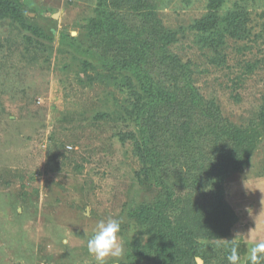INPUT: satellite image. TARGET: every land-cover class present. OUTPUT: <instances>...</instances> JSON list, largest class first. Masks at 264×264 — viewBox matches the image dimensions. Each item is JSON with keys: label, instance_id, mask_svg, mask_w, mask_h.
Returning a JSON list of instances; mask_svg holds the SVG:
<instances>
[{"label": "rangeland", "instance_id": "374dc122", "mask_svg": "<svg viewBox=\"0 0 264 264\" xmlns=\"http://www.w3.org/2000/svg\"><path fill=\"white\" fill-rule=\"evenodd\" d=\"M19 1L44 36L0 17V264H96L87 242L96 225L108 219L120 222L124 248L123 257L108 264H155L151 256H129L128 245L135 239L148 246L152 229L131 219L128 210L163 200L165 191L144 178L132 141L119 139L133 130L127 112L132 95L94 46L98 35L90 33L89 20L97 16V0ZM210 1L153 0L155 17L148 19L177 32L169 50L189 67L186 76L203 101L214 100L226 124L260 131L246 162L222 173L225 199L237 223L227 236L201 241L207 259L216 257L214 264L228 259L229 243L239 264H250L251 249L264 242V0H221L218 15H238L240 27L232 19L235 35L216 31L224 41L220 54L193 28L205 22ZM119 15L130 28L144 24L145 13ZM118 54L127 58L125 51ZM162 62L154 57L148 68L168 85L169 63ZM123 74L137 84L131 71ZM178 142L161 139L168 163L158 177L179 193L184 186L179 170L191 175L195 157L190 158L191 149L176 159ZM137 173L143 177L137 179ZM196 196L211 203L204 188ZM196 261L204 264L201 257Z\"/></svg>", "mask_w": 264, "mask_h": 264}, {"label": "trees", "instance_id": "16d2710c", "mask_svg": "<svg viewBox=\"0 0 264 264\" xmlns=\"http://www.w3.org/2000/svg\"><path fill=\"white\" fill-rule=\"evenodd\" d=\"M152 1L97 0V18L89 20L90 33L98 35L94 46L105 54H102L104 66H110L112 74L114 71L122 75L126 82L122 86L128 87L132 95V107L127 108V112L133 130L119 134V139L122 142L132 141L134 154L142 163L144 178L152 179L165 191L163 200L140 204L128 210L131 219L152 229L148 246L135 239L128 245L129 256L140 259L151 256L155 264H197L196 257H201L204 264H214L212 259L216 257L211 255L207 259L201 241L227 236L232 225L238 221L237 214L225 199L222 173L228 166H240L246 162L245 158L256 147L260 131L258 128L242 130L226 124L217 103L214 100L203 101L186 76L190 72L189 67L182 65L169 50V46L178 39L177 32L163 30L159 24L149 22L155 17L150 7ZM210 3L205 22L195 24L193 28L200 31V40L213 45L215 52L220 54L224 41L216 31L221 30L220 34L224 37L235 35L236 25L232 19L240 27V17L229 15L223 19L217 13L221 0H211ZM121 11L145 13L142 15L143 26L130 28L120 19ZM23 12L19 0H0V17L12 18L36 36H44ZM119 50L125 51L128 59L120 57ZM107 55L112 56V60L106 58ZM158 56L164 65L169 63L167 69L170 73L165 74L172 78L168 85L148 68L150 61ZM124 69L131 71L137 84H133L131 76L123 74ZM176 70L180 74H176ZM260 122L264 126V117ZM191 138L193 144L188 146ZM161 139L164 142L171 139L179 141L176 159H182L191 149L194 152L190 158L195 159L189 165L192 174L185 173L184 177L182 172L185 168L179 170L184 186L177 189L179 193H184L179 194L158 177L162 166L168 163V154L160 144ZM239 144L244 145V151ZM136 177L141 179L143 176L137 173ZM203 188L211 196V203L207 201V205L196 196V191ZM233 246L229 243L224 254L228 252L230 255ZM227 260L224 258L221 264Z\"/></svg>", "mask_w": 264, "mask_h": 264}, {"label": "clouds", "instance_id": "9594fccd", "mask_svg": "<svg viewBox=\"0 0 264 264\" xmlns=\"http://www.w3.org/2000/svg\"><path fill=\"white\" fill-rule=\"evenodd\" d=\"M120 222L115 219L101 221L87 242V251L96 264H108L109 260H119L124 255V248L119 240ZM239 255L233 248L228 256L229 264H239ZM250 264H262L264 261V242L257 243L250 251Z\"/></svg>", "mask_w": 264, "mask_h": 264}, {"label": "crops", "instance_id": "0c3cea01", "mask_svg": "<svg viewBox=\"0 0 264 264\" xmlns=\"http://www.w3.org/2000/svg\"><path fill=\"white\" fill-rule=\"evenodd\" d=\"M263 195H264V193H263ZM263 195H262V197H263ZM261 202H264V197H263V200H262ZM262 208H263V209H262ZM262 211H263V212H262ZM260 212H262V216H264V207L261 206V210H260ZM262 219H264V217H262Z\"/></svg>", "mask_w": 264, "mask_h": 264}]
</instances>
